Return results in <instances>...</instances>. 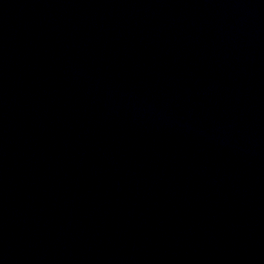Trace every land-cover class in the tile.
<instances>
[{
    "label": "water",
    "instance_id": "95a60500",
    "mask_svg": "<svg viewBox=\"0 0 264 264\" xmlns=\"http://www.w3.org/2000/svg\"><path fill=\"white\" fill-rule=\"evenodd\" d=\"M0 264H264V0H0Z\"/></svg>",
    "mask_w": 264,
    "mask_h": 264
}]
</instances>
